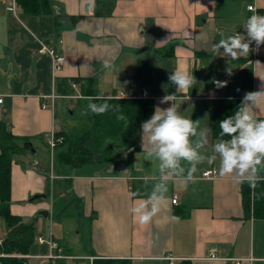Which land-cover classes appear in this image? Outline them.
<instances>
[{"label":"crops","instance_id":"obj_1","mask_svg":"<svg viewBox=\"0 0 264 264\" xmlns=\"http://www.w3.org/2000/svg\"><path fill=\"white\" fill-rule=\"evenodd\" d=\"M249 4L264 15V0H0V128L35 148L11 153L9 201L12 215L34 224V242L28 254L0 251V264L12 257L26 264H264V218L244 200L250 182L221 176L218 158L199 164L194 181L186 173L170 179L165 206L141 225L130 209L147 200L159 176L143 156L138 163L141 138L134 151L65 165L60 173L48 143L53 130L68 129L67 116L58 122L65 100L80 109L100 92L150 102L154 112L175 92L169 76L180 69L198 83L177 93L175 103L209 129L211 156L222 139L213 130L218 105H240L245 93L264 85V45L238 59L213 49L222 36L246 35ZM43 46L64 56L60 70ZM76 78L86 81L84 91L72 86ZM143 91L148 96L138 97ZM259 113L264 118V108ZM210 168L219 175L203 176ZM257 175L263 182L264 169ZM8 231L0 211V241Z\"/></svg>","mask_w":264,"mask_h":264},{"label":"clouds","instance_id":"obj_2","mask_svg":"<svg viewBox=\"0 0 264 264\" xmlns=\"http://www.w3.org/2000/svg\"><path fill=\"white\" fill-rule=\"evenodd\" d=\"M242 28L246 35L236 32L233 36H222L219 43L213 46L214 51L219 53L223 49V55L232 59L247 56L253 50L258 51L264 45V15H251L243 22ZM253 43L255 49L250 47ZM104 67L110 68L111 65L105 62ZM169 80L175 86V92L163 96L151 117L140 126L141 152L137 154L138 163L143 156L159 173L147 200L130 209L141 225L149 224L165 206L169 180L185 176L186 173L185 178L194 181L197 166L205 161L214 162L218 158L221 176H232L240 183L247 180L253 186L260 179L258 171L264 169V118L259 113L264 108V85L258 91L245 93L233 114L219 122L220 135L227 138L215 142L211 146L212 155L207 156L209 129H201L200 120L193 121L183 116L175 103L177 93L187 94L198 83L197 80L192 73L180 69L174 71ZM214 83L217 88L227 86V81ZM169 102V107L159 106ZM87 108L99 115L108 111L109 105L90 102Z\"/></svg>","mask_w":264,"mask_h":264},{"label":"trees","instance_id":"obj_3","mask_svg":"<svg viewBox=\"0 0 264 264\" xmlns=\"http://www.w3.org/2000/svg\"><path fill=\"white\" fill-rule=\"evenodd\" d=\"M73 81L80 83L82 91H84L86 81L78 78ZM245 82L250 83L249 74L246 75ZM97 96L102 98L94 99L91 103H107L108 111L99 115L89 111L87 125L76 127L71 132L67 129L57 132V135L63 136L62 141L58 142L55 147L57 153L55 160L59 166L103 161L115 153H123L139 146L141 123L153 114L151 103L137 98H119L100 92L91 94V97ZM82 97H84L83 94ZM81 98L79 97L78 100ZM238 106L237 102L218 105L213 117L215 134L221 137L219 122L232 115ZM0 146V211L7 215L9 220V231L5 240L0 241V251L28 254L35 238L34 224L21 222L12 215L9 201L11 153L29 152V150L17 144L15 138L3 128H0ZM244 200L248 210L251 208L255 216L264 218V181L256 182L254 186L250 183L244 184ZM64 204L63 200L61 203L57 202L58 207H62ZM58 211L56 208L55 212ZM6 264H26V262L23 258L12 257ZM86 264H114V261L95 259L92 263L87 262ZM119 264L126 263H123L122 260Z\"/></svg>","mask_w":264,"mask_h":264},{"label":"built area","instance_id":"obj_4","mask_svg":"<svg viewBox=\"0 0 264 264\" xmlns=\"http://www.w3.org/2000/svg\"><path fill=\"white\" fill-rule=\"evenodd\" d=\"M248 10H250L252 12V15L253 14L258 15L257 14V7H256L255 4H249L248 5ZM43 50L49 52L51 54V56H53V61H54L53 68H54V70H56V71L57 70H60L62 68V66L64 65V62H65L64 56L58 54L53 48H48L46 46H43ZM71 83H72V86L73 87H76L77 86V83L76 82L72 81ZM147 96H148L147 92L146 91H143L141 94H139L138 97H147ZM71 97L77 99V98L80 97V95L73 94V95H71ZM2 102H3V97L0 95V104ZM45 106L46 105L44 103L43 104V107H45ZM57 132L58 131L53 130L50 133L49 137H48V143H49V146H50V149H51L52 153L55 150L56 144L58 142L62 141V139H63V136L57 135ZM36 163H38V161H36ZM218 175H219L218 174V170L216 168H210V169H207V170H205L203 172V176H206V177H217ZM177 201H178L177 197L174 196V198L172 199V202L173 203H177ZM211 258H215V256L212 255ZM236 261L239 264L241 262V259H237Z\"/></svg>","mask_w":264,"mask_h":264},{"label":"rangeland","instance_id":"obj_5","mask_svg":"<svg viewBox=\"0 0 264 264\" xmlns=\"http://www.w3.org/2000/svg\"><path fill=\"white\" fill-rule=\"evenodd\" d=\"M89 103L90 102H87L86 105L83 106L82 108L79 107L80 109H78V108L74 109L72 107L71 102L68 101V100H65L64 107H66V108L62 111L61 115L59 116V121H58L59 125L61 126L63 118L65 116H67L66 123H67V127H68L67 130H69V132H71L72 129H74L76 127H83V126L87 125V123H88V116H87L88 108H87V105ZM67 107H68V109H67ZM73 109H74V113H72ZM52 154L54 155L53 158L55 159L56 155H57L56 151L53 152ZM56 166H57L58 172L60 173L61 169H59V167H62V166H59L58 163L55 161V167ZM61 180H63V179H61ZM63 185H64V182H63ZM65 186H66V183H65Z\"/></svg>","mask_w":264,"mask_h":264},{"label":"water","instance_id":"obj_6","mask_svg":"<svg viewBox=\"0 0 264 264\" xmlns=\"http://www.w3.org/2000/svg\"><path fill=\"white\" fill-rule=\"evenodd\" d=\"M24 147H25L27 150L29 149L30 151L35 152V148L32 146V143L29 142V141H27V142L24 143Z\"/></svg>","mask_w":264,"mask_h":264}]
</instances>
